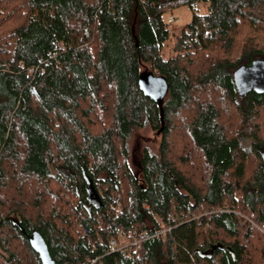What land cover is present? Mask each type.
Segmentation results:
<instances>
[{
    "label": "trees",
    "instance_id": "16d2710c",
    "mask_svg": "<svg viewBox=\"0 0 264 264\" xmlns=\"http://www.w3.org/2000/svg\"><path fill=\"white\" fill-rule=\"evenodd\" d=\"M260 58L264 0H0V264H42L34 229L58 264H264V94L234 79Z\"/></svg>",
    "mask_w": 264,
    "mask_h": 264
},
{
    "label": "water",
    "instance_id": "95a60500",
    "mask_svg": "<svg viewBox=\"0 0 264 264\" xmlns=\"http://www.w3.org/2000/svg\"><path fill=\"white\" fill-rule=\"evenodd\" d=\"M234 79L238 92L245 96L254 90L264 94V59H255L249 64L239 66L234 72ZM140 85L143 90L159 101H163L168 91V83L159 74L148 71L142 74ZM264 160V145L262 149ZM30 245L38 253L42 264H58L49 250L48 244L39 230L34 229L29 235Z\"/></svg>",
    "mask_w": 264,
    "mask_h": 264
},
{
    "label": "rangeland",
    "instance_id": "374dc122",
    "mask_svg": "<svg viewBox=\"0 0 264 264\" xmlns=\"http://www.w3.org/2000/svg\"><path fill=\"white\" fill-rule=\"evenodd\" d=\"M206 7L203 4H197L196 5V11L199 13H204L207 10H205ZM173 15L175 16V20L171 23V26L175 28L176 30L180 29L185 23L190 21L193 11L190 7H181L176 10H174ZM170 45H167L165 49V54L168 55L170 53ZM144 71L149 70L147 66L144 67ZM155 73H158L155 70ZM243 143L247 146H250L251 141L248 139H244ZM160 144V136H158V133L153 131L150 128L146 129H138L135 131L133 134L131 140H130V160H129V165L133 171V173L136 176L141 177V159L143 157V150L146 147H157ZM122 242L121 240H119ZM124 241V238H123ZM126 242V241H125Z\"/></svg>",
    "mask_w": 264,
    "mask_h": 264
},
{
    "label": "built area",
    "instance_id": "2783aa9c",
    "mask_svg": "<svg viewBox=\"0 0 264 264\" xmlns=\"http://www.w3.org/2000/svg\"><path fill=\"white\" fill-rule=\"evenodd\" d=\"M175 20V16L174 15H170L169 17V22H173ZM57 58V53L53 52V53H49V55L45 58H42L39 62L38 65L34 66L31 68L30 72L31 73H35L38 70H43L45 65H49L51 64L55 59ZM171 227H163L162 229L158 230L156 233L145 237L144 239H148L154 236H159V235H164L167 231H170ZM144 239H140V240H135L133 242H129V243H123L120 242L117 238L113 237V236H109L108 240H107V244L109 247V251L110 252H116V251H121L124 250L126 247H130L133 246L136 249H140L141 248V243ZM97 241H99L100 243L103 242V239L101 236H99L97 238ZM89 245L93 248L94 251L97 250V246L95 244L94 241L90 240L89 241ZM100 260V256L95 255L93 257H90L87 259L85 264H98Z\"/></svg>",
    "mask_w": 264,
    "mask_h": 264
}]
</instances>
